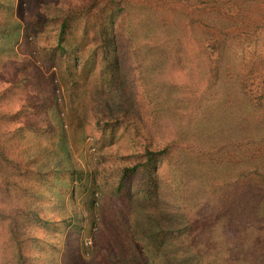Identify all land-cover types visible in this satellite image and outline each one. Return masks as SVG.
<instances>
[{
  "label": "rangeland",
  "instance_id": "1",
  "mask_svg": "<svg viewBox=\"0 0 264 264\" xmlns=\"http://www.w3.org/2000/svg\"><path fill=\"white\" fill-rule=\"evenodd\" d=\"M90 1L0 0V176L10 170L9 155L20 162L16 179L23 183L18 195L12 188L0 202L28 201L39 216L21 219L34 218L26 228V264H202L176 233L183 219L168 158L159 163L165 212L147 214L136 198L138 245L118 237L117 173L130 163L123 155L140 149L145 135L160 140L157 118L175 135L190 120L197 148L213 159L205 165L211 179L228 182L253 159L264 166V0H115L125 10L115 15L114 82L105 87L99 83L107 72L102 41L93 34L84 39L85 20L78 16ZM66 16L72 21L64 34L66 71L60 72L47 60ZM95 53L93 75L85 59ZM157 102L167 109L157 112ZM107 122L116 128L106 132ZM252 180L264 186V170ZM79 184L99 189L95 213L86 192L72 196ZM164 231L172 236L163 239ZM229 233L226 240L240 238L233 242L238 248L220 243L205 264H264V224ZM6 238L0 229V264H15L8 261Z\"/></svg>",
  "mask_w": 264,
  "mask_h": 264
},
{
  "label": "trees",
  "instance_id": "2",
  "mask_svg": "<svg viewBox=\"0 0 264 264\" xmlns=\"http://www.w3.org/2000/svg\"><path fill=\"white\" fill-rule=\"evenodd\" d=\"M210 1L227 3L242 1V3H248L249 0H207V2ZM88 5L78 16L85 20L84 39L88 42L87 36L93 34L102 41L100 44L103 52L102 60L106 62L105 69L107 72L101 74L99 83L105 87L107 83L114 82V74L111 71L114 69V62L111 61L110 57L113 49L111 41L114 39L115 15L124 11L125 7L115 0H91ZM118 8L119 10H117ZM71 21L72 17L70 16L63 19L60 43L50 51V57L47 60V64L58 67L60 72L66 71V67L63 66L64 62L61 60H63L62 54L67 50L64 40L65 30L69 28ZM108 35L111 37L110 41ZM89 43L93 44L95 40H91ZM76 60L78 62L80 57H76L74 61ZM85 62L89 64L87 70L95 75L96 53L91 56V60L85 59ZM75 68L79 70V67L75 66ZM180 107L182 105L175 103V114L183 118L184 113ZM155 108L157 112H161L167 109V106L157 102ZM156 121V124L160 126V140L145 135L140 143V149L123 155L128 158L130 163L117 173L115 197H118H116L118 208L115 211V219L117 220L118 237L122 242L124 244L134 242L135 239L134 243L137 244L134 232L137 197L145 206L143 210L147 214H153L157 211L165 212L161 191L163 177L160 173L159 163L167 158L176 176V179L170 183L175 196V209L177 216L183 219L181 223L183 227L178 229L176 233L188 239L190 257L195 256L202 264H205L209 250L217 247L220 243L226 242V246L238 248L234 243L239 244L240 238H238L239 241L235 240L237 237L226 240L233 228L243 226L246 229L262 230L264 224V216L262 215L264 214V186L254 185L252 176L254 173H263V162L259 159L244 162L242 167L239 166L237 175L228 182L211 179L209 171L205 168L208 165H205L208 162L210 165V161L212 162L213 159L202 149L197 148L199 145L196 141L197 138L193 140L187 130L190 120L185 119L184 124L186 126L183 127L184 133L182 135L171 133L165 126L159 124L158 118ZM115 128L116 124L113 122H107L102 127L106 132ZM111 138L114 143L116 139L113 134H111ZM3 152L4 150L0 151L1 156L5 154ZM4 161L7 166H10V170L5 175L0 176V197L1 195L10 196L13 193L12 188L18 190V195L19 190L23 189V183H19L16 179L22 175L19 173L21 170L20 162L9 155L4 158ZM82 187L84 191H81ZM95 188L94 186L87 187L79 184V186L75 185L72 190V196L76 199H81L83 193L86 192L85 199L91 213H95L97 201L95 195L99 190ZM25 190L29 191L28 188ZM254 191L255 193L261 192V195L253 198ZM25 204H28V201L23 204L20 202L13 204L0 202V229L4 230L7 235L5 248L10 250L8 261L14 260L15 264H26L27 257L23 251L24 240L27 235L26 228L34 221V218L26 222H21V219L34 215L39 220V216L34 214L35 211L26 207ZM246 218L247 220H245ZM254 220L260 221L261 224L257 225ZM92 224L94 225V221ZM75 228L77 227L75 226ZM172 233L173 231H164L160 237L166 239L172 236Z\"/></svg>",
  "mask_w": 264,
  "mask_h": 264
}]
</instances>
